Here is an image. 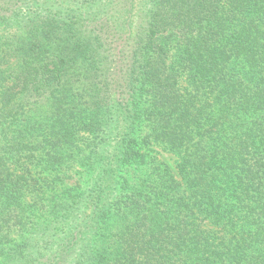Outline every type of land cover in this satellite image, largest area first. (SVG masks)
I'll use <instances>...</instances> for the list:
<instances>
[{
    "label": "trees",
    "instance_id": "trees-1",
    "mask_svg": "<svg viewBox=\"0 0 264 264\" xmlns=\"http://www.w3.org/2000/svg\"><path fill=\"white\" fill-rule=\"evenodd\" d=\"M102 1L87 0L99 16ZM28 8L48 7L16 14ZM120 12L132 41L122 106L96 98L87 117L36 123L29 97L62 84L78 43L0 72V264H264V0H129ZM78 127L97 138L80 158L85 187L55 173Z\"/></svg>",
    "mask_w": 264,
    "mask_h": 264
},
{
    "label": "rangeland",
    "instance_id": "rangeland-1",
    "mask_svg": "<svg viewBox=\"0 0 264 264\" xmlns=\"http://www.w3.org/2000/svg\"><path fill=\"white\" fill-rule=\"evenodd\" d=\"M39 1L48 7L44 13L35 15L34 9L28 8L31 18L16 14L23 2ZM107 1H102L101 8L104 10L99 16L96 14L97 8L87 0H0V72L7 65L18 71L17 63L33 56L46 57L50 54L46 49L55 50L72 43L81 45L71 53L76 61L68 71L71 73H67L69 78L66 79V75L54 91L45 89L29 97L31 101H41V104L36 103L37 108L32 114L38 125L52 126L58 110L65 109L73 115L87 117L91 114L96 98L122 106L131 95L129 78L132 60L128 51L132 41L123 30L124 18L122 12L119 13L128 5L129 0ZM56 8L60 9V16L52 12ZM45 35L52 38H46ZM86 43H90L89 46H93L96 51L87 53ZM26 48L30 56H27ZM41 48L42 52L39 51ZM41 137L38 128L32 129L31 149L27 146L24 150L33 152ZM70 138V142L63 144V153L73 156L58 165L55 173L63 176L65 185L78 183L85 187V170L80 158L91 154L97 138L94 133L80 127L75 129ZM157 150L159 157L175 169L176 155L160 148ZM10 237L12 241L22 238L18 226L10 233Z\"/></svg>",
    "mask_w": 264,
    "mask_h": 264
}]
</instances>
